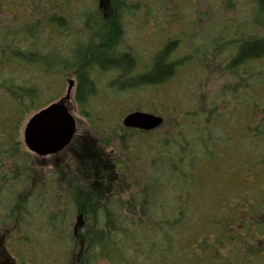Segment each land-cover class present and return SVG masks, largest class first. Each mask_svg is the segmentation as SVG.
Here are the masks:
<instances>
[{"label":"trees","instance_id":"1","mask_svg":"<svg viewBox=\"0 0 264 264\" xmlns=\"http://www.w3.org/2000/svg\"><path fill=\"white\" fill-rule=\"evenodd\" d=\"M86 1L93 2L91 10ZM94 3L0 0V224L16 223L18 242L9 248L12 230H4L2 238L14 263L45 264L32 252L41 245L38 232L48 235L42 243L49 246L63 242L59 264H74L76 257L79 264H264V0H251L250 25L243 20L232 45L215 38L217 26L208 27V38L193 39L194 58L213 61L236 82L229 99L196 95L192 109L167 99L163 115L144 112L162 118L158 128H126L137 138L122 140L111 153L88 136L79 138L81 165L92 170L79 171L84 188L75 173L64 191L57 182L60 171L33 176L35 156L24 148L19 131L29 116L60 96L65 82L74 81V102L88 117L85 106L97 95L95 74H113L109 86L119 91L160 87L180 65L193 67L188 59L173 61L177 41L170 40L155 49L146 70L137 71L159 34L149 37L154 43L148 51L132 43L136 54L121 49L125 17L133 18L131 26L136 18L144 26L151 12L162 10L163 0H113L107 17ZM23 11L30 17L19 21ZM5 13L20 25L3 22ZM227 43L233 47L225 59L220 55ZM251 64L254 72L247 71ZM246 74L251 78L245 80ZM159 129L165 130L162 144L145 139ZM209 171L224 181L217 186L225 193L210 189L204 177ZM76 214H90L79 231L72 225ZM27 219L40 223L34 239ZM53 256L56 262L60 255Z\"/></svg>","mask_w":264,"mask_h":264},{"label":"rangeland","instance_id":"2","mask_svg":"<svg viewBox=\"0 0 264 264\" xmlns=\"http://www.w3.org/2000/svg\"><path fill=\"white\" fill-rule=\"evenodd\" d=\"M112 2L113 0H95L94 4L97 5V7L99 4L100 12L105 14L107 17L110 15V6ZM180 3L181 4L178 3V0H163V3L160 4L162 10L160 12H151L152 14L149 16V21L148 23L144 24V26H142L143 24L138 20V18L135 19L137 20L136 26H131L133 18L131 19L129 15L128 17H125L124 23L126 22V30L123 32V38L125 41L124 44H121V49L135 52L133 51L134 49L131 45L137 44L139 45V48L143 47L142 49L144 51H148L150 46L154 43L153 38L149 39V37L159 34L160 38L155 43L154 47L148 51L149 54L147 57L142 56L144 59H139L141 65L139 63L137 64V71L142 72L146 70L151 63V57L153 56L155 49L157 48V51L170 40L177 41L175 51L173 53L174 56L172 55L173 61L182 60L184 63H186L189 60L192 61L193 67L188 69L185 68L183 64H179L180 67L178 68L176 75H174L171 80L167 81V83L160 87L144 86L132 88L131 90L119 91H116L109 86V83L113 78V74H95L94 80L96 79L97 95L93 97L85 106V111L87 112L88 117L80 114V108L74 102L73 94L71 100H69V102L66 104L68 110L76 120V133L74 135L73 142L67 149L65 148L61 154L59 153L55 155V157L48 156L39 158L35 156L33 161L37 167H33L35 168L33 176H36V173L38 172H42L46 178L49 174L48 172L60 171L63 178L59 179L60 181L57 182H59L58 185L60 186L61 190L64 191L65 186L67 185V178L72 177V173H75L77 176L76 179L81 181L78 184L84 188V185H82L84 180L80 177L79 171H86L85 169L89 171L92 170L82 167L81 165V161H83V159H79V138L88 136L90 139L92 138L96 147H99V149H105L107 153H111L113 152L112 150L118 145L120 146L122 140L125 141L126 138L130 139L131 137L133 139L137 138L132 135L134 134L132 131L126 130V127L122 125V120L125 114L130 110L138 109L137 111L139 112H149L152 110L155 115H163L164 113L161 110L164 109L163 103L168 102L167 99L179 106H185L188 109H192L195 97L197 96H200V99L202 100L209 97L211 98V96L219 98V100L220 97L229 99V90L234 88L235 91L238 89V86L233 80L231 74L223 71L220 67H216L213 61L205 59L204 56H195L194 58L193 49L195 44H193V39H197L199 37L198 35H207L205 38H208L209 26H217V29L215 30L217 31L215 38L219 39V43L221 40H231L232 38L237 37L238 26L243 24V20L246 21V23L248 22L250 25L249 17L253 13L251 0H243L241 3L237 2V0L236 2H233V0H182ZM84 7L86 10H91L93 8V2L86 1L84 3ZM113 11L117 13L118 10L115 8ZM157 12L160 13V15H158ZM23 13V17L18 19L19 21H23L27 17H30L28 11H23ZM3 16L5 19L2 20L3 22L6 21L7 25H10L11 23L19 24V22L17 20L15 21L14 17H11L9 13H5ZM217 20L218 24L220 25L214 24V21ZM138 24L139 29L142 27L143 31H137L138 28L136 27ZM74 34H76V31H74ZM141 34L144 36V38H141ZM137 35H140V39L136 38ZM43 36L45 37L46 34ZM78 39L87 40L86 37H81ZM231 42H233V40L229 42L230 45H232ZM229 43H227L228 46L226 49L221 51L220 56H222V58L226 59V57H228L232 51L233 46H230ZM249 67L250 68L247 70L248 72H254L256 69V66L253 64H251ZM180 69L184 70L182 75ZM186 70L192 71L194 73V77L185 73ZM137 71L134 70L135 73H137ZM199 77L200 80L198 79ZM243 77L245 80H247L248 77L251 78V75L246 74ZM130 80L131 79L122 81L120 83L126 85L131 82ZM66 89L67 83L65 82L60 96L54 102L64 97ZM169 106L172 105L170 104ZM217 106L218 110L223 109V102L217 101ZM88 112L91 114V116L88 114ZM169 116L172 119L175 118L173 114H170ZM26 121L19 131V139L22 143L23 129ZM114 125L116 126V129H113ZM163 134H165V130L159 129L152 134L145 136V139L147 141L149 140L151 143L155 142L154 140L159 139L160 144H162L161 142H164V138H162ZM119 135L121 137H117ZM159 136H161V138H159ZM132 148L134 150L137 149V147ZM146 148L148 151L149 148L147 145ZM146 155L149 156L148 154ZM93 171H95V169H93ZM204 177L207 179V183L210 184V189L212 190L215 188V195L226 192L225 187L217 186L219 183L224 181L215 176L212 171L207 172ZM227 183L230 185V188H232L231 182ZM79 216H81V221H78L79 224L77 225L76 223ZM89 218L90 214L89 217L88 215L83 217L82 214H76L72 220V225L77 227V231H79L81 228H84L87 223H89ZM32 220L33 219L25 220V225L30 224L28 225L29 228L32 225V231L30 232V230H28V233L34 239V233L40 231V223L36 225L34 220ZM29 221H31V223ZM14 225H16V223L13 222L10 226H2L0 224V264H6V262L7 264H15L13 258L11 257L12 253L11 251L9 252V248L15 245L19 239V235H17ZM4 230H12V234L7 238L9 248L4 246V241L2 239ZM36 237L39 238L41 243L39 247H35V249L32 250L33 253L34 251L37 253L35 256L36 261L38 262L40 260L41 262H45V264H59V262L62 260V248L64 245L63 242L57 243L55 241L56 244L54 246H49L47 245L48 243L46 241L42 243V237H46V240H48V235L40 236L37 232ZM49 238H52V236ZM55 251L60 255L56 259V262L52 260V258H54L53 254ZM77 259L78 258L76 257L74 264H79ZM102 264L107 263L104 262ZM173 264H175V261ZM180 264L186 263L182 262Z\"/></svg>","mask_w":264,"mask_h":264},{"label":"water","instance_id":"3","mask_svg":"<svg viewBox=\"0 0 264 264\" xmlns=\"http://www.w3.org/2000/svg\"><path fill=\"white\" fill-rule=\"evenodd\" d=\"M74 81H67L64 97L31 115L23 129V143L26 150L37 157L59 154L71 143L76 133V120L67 103L72 98ZM162 124V118L144 112L126 115L122 125L126 128L151 131ZM81 221V216L77 219Z\"/></svg>","mask_w":264,"mask_h":264},{"label":"flooded vegetation","instance_id":"4","mask_svg":"<svg viewBox=\"0 0 264 264\" xmlns=\"http://www.w3.org/2000/svg\"><path fill=\"white\" fill-rule=\"evenodd\" d=\"M135 130V129H134Z\"/></svg>","mask_w":264,"mask_h":264}]
</instances>
